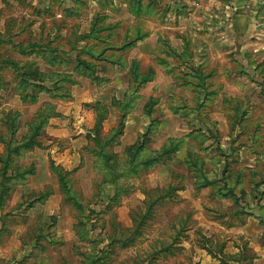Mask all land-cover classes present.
Instances as JSON below:
<instances>
[{
  "label": "rangeland",
  "instance_id": "obj_1",
  "mask_svg": "<svg viewBox=\"0 0 264 264\" xmlns=\"http://www.w3.org/2000/svg\"><path fill=\"white\" fill-rule=\"evenodd\" d=\"M8 112L40 147L0 172V264H264V0H0V154ZM51 115L93 124L67 177Z\"/></svg>",
  "mask_w": 264,
  "mask_h": 264
},
{
  "label": "trees",
  "instance_id": "obj_2",
  "mask_svg": "<svg viewBox=\"0 0 264 264\" xmlns=\"http://www.w3.org/2000/svg\"><path fill=\"white\" fill-rule=\"evenodd\" d=\"M122 47H125V46H122ZM136 66L133 65V70H131L129 72V75H133V73H135L137 76H142V74H140L139 72L137 73V71L134 69ZM149 72V71H148ZM147 72V73H148ZM147 75V74H146ZM32 80H26V84H29L31 83ZM141 83H143V81H141ZM6 118L4 117V129L9 133L7 127H8V123H10V128H11V131H10V137L8 139H2L1 141H3V143H5L6 145L3 146V153L0 154V172H1V182L3 185H5L6 182H11V181H15V184H22L20 182L22 181H25L27 179L28 176H30L31 174H33L32 170L33 168H30V167H25V166H22L19 161L23 158L24 154L28 153V152H31L34 148H39L40 146L38 144H36V142H34V140H31L30 143H27V142H23V141H15L14 140V137H13V133H14V129L13 128V124H15V121H17L19 119V117H15V114H11L10 112H8L6 115ZM37 116V117H36ZM35 116V119L36 118H39L38 115L36 114ZM42 116V114H41ZM43 117V116H42ZM54 115H51V116H47L46 118H44V121L41 122V124H43L42 126L39 124H30L28 126V129H27V133H26V136L28 133H31V128L33 130H35V132L39 131V132H42L43 130H45V127L47 126L48 123L45 124L46 120H50L51 118H53ZM100 124H102V120L99 118L98 120H96V124H95V129L92 130V139H90L92 141V144H94V147L93 148H89L87 147L85 149V151H90L91 153H93V156L97 157V156H101L105 159H109L110 157V153L108 152H102V146L101 145H108L111 140L110 137L111 136H108L107 138H102L101 137V141H103L102 143H99V138L100 136H97L101 127H100ZM119 130L117 132V136L119 137L121 134V129H122V125L119 126ZM40 134L41 133H36V136L37 137H40ZM87 138H89V135L87 136ZM89 140V139H88ZM98 145L100 146L98 148ZM137 145V144H135ZM96 146V147H95ZM134 146V144H133ZM91 147V146H90ZM104 147V148H105ZM137 151L139 150V152L142 151V146H138L136 147ZM107 150V149H106ZM87 153V152H86ZM110 154V155H108ZM98 159V157H97ZM16 163H18V165H16ZM95 166V165H94ZM50 168V172H54L55 169H59V172L60 170H63L61 167L59 166H49ZM65 173H62V175L64 176H68L69 173L71 172H68V171H65L63 170ZM67 172V173H66ZM62 179V178H61ZM37 195V194H36ZM33 194V196H36ZM45 198L44 196H38V197H34V200H32L31 202H34V201H37V200H43ZM28 199V198H27ZM28 201V204L30 203V200H27ZM139 217H143V216H137V219L133 218V224L134 222L137 223L135 225V229L138 228L139 226V222H138V218ZM127 240H125V242L123 243H120L121 245H126L127 243ZM163 251H167L166 248H164Z\"/></svg>",
  "mask_w": 264,
  "mask_h": 264
},
{
  "label": "crops",
  "instance_id": "obj_3",
  "mask_svg": "<svg viewBox=\"0 0 264 264\" xmlns=\"http://www.w3.org/2000/svg\"><path fill=\"white\" fill-rule=\"evenodd\" d=\"M138 54H139V57H141L142 55H145V53H143L142 50H140ZM59 119H62V118H51L49 120L47 128L45 129V132L47 131L46 134L52 136V139H48V140H51L50 144H52L49 150V153L52 155L51 159L53 160L55 166H59L62 169H65L66 171H70L71 163L74 160V152L72 154V151H74L72 150L74 149L73 145L75 142H78V141H80L79 146H78L79 148L85 145V135L89 133L88 130L91 129V126L93 124L90 121L89 126L87 127L88 130H85L84 128L78 125L80 122H82V119L80 121L79 119H77L76 124H74V128H75L74 130H77V133L75 136L76 139L72 140L71 132L70 130H68L67 125L64 124V121L59 120ZM61 137L64 139H69L70 143L68 147H66L68 143H65L66 145L65 150L59 153V149L56 147L58 146L56 142L60 141Z\"/></svg>",
  "mask_w": 264,
  "mask_h": 264
}]
</instances>
